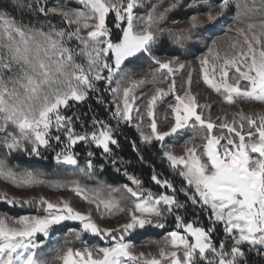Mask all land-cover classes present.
Returning <instances> with one entry per match:
<instances>
[{
	"label": "snow or ice",
	"instance_id": "obj_1",
	"mask_svg": "<svg viewBox=\"0 0 264 264\" xmlns=\"http://www.w3.org/2000/svg\"><path fill=\"white\" fill-rule=\"evenodd\" d=\"M71 3L0 0V149L6 150L0 180L17 189H68L101 218L124 213L126 221L105 228L93 219L92 208L77 210L63 197L0 190V203L27 210L18 216L0 212V264H264V112L240 109L231 120L227 114L213 118L212 104H201L192 92V61L156 55L166 37L195 57L203 83L224 103L264 104V0H218L213 6L207 0H168L162 10L159 0L143 14L138 10L146 0ZM233 6L222 45L224 38L211 34ZM178 10L190 13L187 21L167 26L169 14ZM201 43L207 51L195 56ZM141 57L154 66L135 79L127 66ZM184 70L188 75L178 83L176 75ZM149 83L150 95L137 94ZM169 96L174 102L163 118L169 127L162 130L156 106ZM93 98L104 118L91 104L87 111L76 108ZM122 125L135 128L142 144L160 143L161 159L181 178L179 187L153 167L150 179L161 189L154 192L129 171L131 161L117 151ZM185 130L192 136L177 155L164 141ZM130 144L145 162L137 141ZM78 145L86 150L83 166ZM93 149L130 183L90 188L78 179L17 169L8 160L13 153L46 158L50 150L57 165L91 177L97 168ZM98 167L103 171L105 164ZM65 221L80 223L68 236L82 240L92 234L100 243L82 240L74 247L65 238L45 258L54 227ZM150 228L165 230L161 240L148 241L157 251L137 252L131 235Z\"/></svg>",
	"mask_w": 264,
	"mask_h": 264
},
{
	"label": "trees",
	"instance_id": "obj_2",
	"mask_svg": "<svg viewBox=\"0 0 264 264\" xmlns=\"http://www.w3.org/2000/svg\"><path fill=\"white\" fill-rule=\"evenodd\" d=\"M158 2L159 0H146V6L144 8L139 9L138 14H143L148 10V7L151 4H156ZM58 3L63 4L64 0H49L47 2L48 7L56 6ZM167 3L168 0H164V4L161 5V10L163 7L167 6ZM216 3H218V0H207L208 6H213ZM70 6L73 7L76 6L75 0H72ZM204 10L206 9H202L201 11ZM189 14L190 13H185L183 10H178L176 12L170 13L169 24L167 26H171L170 23L171 20H180L181 22H186L187 16ZM234 14H235V7L233 6V8L229 11L227 16L221 18L216 29L211 34L213 39L222 38L225 36V30L228 28V25L232 23V16ZM111 18H112V14H110L109 16V19ZM255 18L259 19L260 18L259 14H257ZM53 22L54 23L58 22V18H53ZM181 26H183V23L181 24ZM229 35H231V33H229ZM208 43L210 44L211 40H209ZM205 51H206V47L204 46L203 43H201L197 46V49L195 50V56H199ZM156 55L161 58L178 56L182 61L195 60V57L191 53H186L184 49H177L167 40L166 37L163 38L162 44L157 48ZM144 65L147 67L154 66L153 62L149 60L147 57H141L140 60L128 64L127 67L130 69H134L136 67L138 68ZM106 95H107V100L111 101L112 99L111 95L110 94H106ZM217 97L219 100H217L218 105L216 106H219L220 105L219 101L222 103L224 102L221 100V97L219 95H217ZM88 104H91L92 107L96 109V111L100 114L101 118H104L107 115L104 108L96 104L94 98L89 100L87 104L77 105L76 108L80 111H87ZM247 104L248 103L245 101H239V102L237 101V103L235 104L236 105L235 111H238L240 109H243L245 112L251 111L247 108L248 106ZM119 139L121 141V147L120 149L117 150L119 156L123 157L124 160L126 161H131V164L127 165L129 171L138 175L144 181L145 187L151 188L154 192L161 191V189L158 186H156L154 182H152L150 179L153 167L156 169L157 172L162 173L163 177L170 179L177 187L180 186L181 178L176 173L173 172V170L169 167L166 160L161 159V149L159 142L154 141L152 145H145L140 143L138 132L136 131L135 128L130 127L128 125L121 126V134ZM130 140L137 141L139 147L142 150V154L145 158V162H141L140 160L137 159L136 154L133 152V149L131 147ZM5 151L6 150L4 149H0V156H3L5 154ZM76 151L80 153V163L83 166V164L85 163L86 150L84 149L83 145H78L76 147ZM96 151H97V157L94 158V162L97 164V168L91 177L82 175L76 169L71 168L69 166L57 165L56 161L53 159L54 153L51 152L50 150L44 152V157L46 158H40L35 156L30 157L23 153H13L8 157V160L11 165L15 166L17 169L20 170L28 169V170L37 171L45 174V176L48 179H58V180L78 179L82 183L90 187H97L101 182L113 186H119L125 183H130L127 177L123 175L122 171L120 173H117L110 163H108L107 161H102L100 159L98 154L99 150ZM101 162L105 164V168L103 171H100L98 167L99 163ZM181 199H183V196H181ZM26 211H27L26 209H21L19 207H11L5 203H0V212H7L12 216L25 214ZM169 223H171V221H169ZM79 227L80 226L78 224H74V223L65 224L63 226H60L57 230H54L52 232V237L57 236V239H59L60 241H64V239L67 238L68 240L71 241L74 247H81L82 240L87 241L89 244L100 243L98 237L90 234H85L82 237V240H76L72 236L67 235L68 230L70 228H79ZM167 230L170 231L171 228H168ZM164 235H165V230L150 228L132 234L130 239L132 240V242L141 243L149 240H161ZM53 254H54L53 248L51 246H48V248L45 249V253H44L45 258H51ZM259 259L260 258L258 256L255 257V261H259Z\"/></svg>",
	"mask_w": 264,
	"mask_h": 264
},
{
	"label": "rangeland",
	"instance_id": "obj_3",
	"mask_svg": "<svg viewBox=\"0 0 264 264\" xmlns=\"http://www.w3.org/2000/svg\"><path fill=\"white\" fill-rule=\"evenodd\" d=\"M49 0H47L48 2ZM232 35V34H231ZM225 37V36H224ZM222 37V38H224ZM226 43V38L221 39V44L224 45ZM207 51V49H206ZM205 51V52H206ZM142 64V63H141ZM145 64V63H144ZM193 67L197 69L196 72H193V85H192V92L193 93H198V99L201 104L203 103H210L212 104L211 108V114L213 118H216L218 116H223L224 114H227V117L229 120L232 118V113L236 112L235 111V104L229 105L227 103H222L219 101L220 105H218V97L214 91L209 89L202 81V78L199 74L198 71V64L196 60L192 61ZM150 67L147 66H140L132 69V74L133 78L139 79L142 76H144ZM188 75L187 70H184L182 72H178L176 75L177 82L179 83L181 80L185 79ZM150 80V77H149ZM153 90V85L151 83L146 84L142 86L141 89H138L139 94L141 91L144 92L146 95H150ZM179 91V89H178ZM174 102V98L169 96L164 98L163 101L158 102L156 106V112H157V118H158V123L160 124L162 130H167L169 127V124L167 121H164V117L166 115H170L168 111V104ZM239 102V101H238ZM146 103V99H142L138 101V104L141 108H143L144 104ZM248 106L247 108L251 111H256V112H264V104H261L259 102H247ZM225 104V105H224ZM215 105V106H214ZM146 130V128H145ZM192 136L191 130H185L184 132L174 135L173 137L166 138L164 143L165 145H170L171 149L177 154V155H182L184 154V144L185 141H187L190 137ZM200 141L197 140L196 143H199ZM84 184V183H83ZM90 187V186H88ZM90 188H95V187H90ZM0 190H7L11 195H18V196H24V197H29V196H39L40 194H43L49 199L55 200L59 197H63L65 199H68L71 201L73 207H75L77 210L80 211H87L89 208L93 209L92 215L93 219L96 221L97 224H99L101 227L105 228H116L118 224L124 223L126 221V215L124 213H117L115 215H105L103 218H101L100 213L95 211V208L93 205H89L87 202H85L80 196H77L75 193L68 189H54V188H49L46 186H37L35 188H29V189H17L4 181L0 180ZM78 224L80 226L79 221H65L62 222L61 225L55 226L54 230H57L60 226H63L65 224ZM92 235V234H90ZM57 236L52 237L51 236V242L49 246H51L54 250L55 247L58 245L62 244L63 241H58ZM136 245V251L140 252H156L157 248L154 244H149L148 241L146 242H141V243H135Z\"/></svg>",
	"mask_w": 264,
	"mask_h": 264
}]
</instances>
